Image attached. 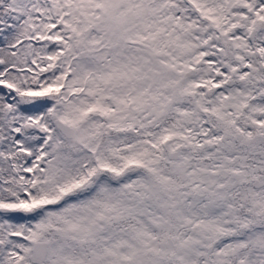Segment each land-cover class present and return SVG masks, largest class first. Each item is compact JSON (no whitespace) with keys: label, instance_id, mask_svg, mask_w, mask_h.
<instances>
[{"label":"snow or ice","instance_id":"6c2138e0","mask_svg":"<svg viewBox=\"0 0 264 264\" xmlns=\"http://www.w3.org/2000/svg\"><path fill=\"white\" fill-rule=\"evenodd\" d=\"M0 264H264V0H0Z\"/></svg>","mask_w":264,"mask_h":264},{"label":"clouds","instance_id":"9594fccd","mask_svg":"<svg viewBox=\"0 0 264 264\" xmlns=\"http://www.w3.org/2000/svg\"><path fill=\"white\" fill-rule=\"evenodd\" d=\"M85 139H86V136L84 133L75 132V133H73L72 139L70 140L69 143L71 145L79 146V145H82L84 143Z\"/></svg>","mask_w":264,"mask_h":264}]
</instances>
